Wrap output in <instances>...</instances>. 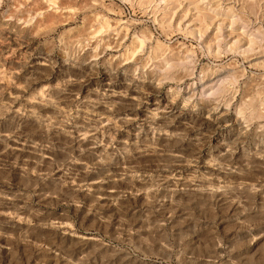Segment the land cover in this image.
I'll return each mask as SVG.
<instances>
[{
	"label": "rangeland",
	"instance_id": "obj_1",
	"mask_svg": "<svg viewBox=\"0 0 264 264\" xmlns=\"http://www.w3.org/2000/svg\"><path fill=\"white\" fill-rule=\"evenodd\" d=\"M0 264H264V0H0Z\"/></svg>",
	"mask_w": 264,
	"mask_h": 264
}]
</instances>
